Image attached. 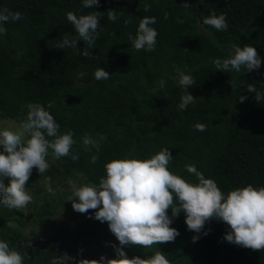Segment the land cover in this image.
<instances>
[{"label": "trees", "instance_id": "16d2710c", "mask_svg": "<svg viewBox=\"0 0 264 264\" xmlns=\"http://www.w3.org/2000/svg\"><path fill=\"white\" fill-rule=\"evenodd\" d=\"M82 2L0 0V9L23 14L20 20L7 22L6 34L0 36V118L18 124L27 113V104L40 103L60 125L61 134L75 133L71 152L79 153L77 161L71 155L59 160L49 155L50 169L42 176L33 168L27 182H32L37 199L27 211L0 205V240L15 249L20 240L30 241L43 233L37 226L71 204H65L71 195L69 178L98 184L105 175V163L148 159L162 148L169 149L173 157L169 171L186 181L198 182L184 169L185 164H194L225 194L249 184L264 187V101L256 102L254 93L247 92L249 84L264 91V0H99V7L94 8H83ZM111 9L124 15L109 21L106 12ZM69 11L78 16L105 13L89 57L80 52L86 47L83 41H77V49L55 47L65 34L75 35L66 19ZM211 13L226 15L227 31L203 26V18ZM128 16L133 22L125 26ZM145 16L156 18L151 25L158 32L153 52L135 50L128 39L129 33L135 37L139 19ZM232 44L255 47L260 68L242 73L217 71L213 60L227 58ZM98 67L111 78L97 81L94 72ZM177 68L196 80L188 91L198 99L183 111L177 109L183 94L174 79ZM231 78L237 82L234 90L228 83ZM162 79L166 82L163 89L158 84ZM240 96L247 99L240 103ZM196 123L207 125L206 131L195 130ZM85 133L107 136L96 164L90 163L94 150L85 152L81 147ZM46 176L52 179L55 195L46 191ZM4 182L7 186L8 180ZM58 187L63 190L58 192ZM95 211L70 214L82 219L71 230H48L66 236L83 250L78 255L80 250L65 243L63 254L77 261L116 258L111 244L119 246V242L107 222L89 218ZM171 227L179 232L174 242L147 249L125 247L127 257L146 259L159 250L172 264H264V250L225 241L228 226L222 222L206 223L202 232L208 234H201L195 243L196 233L188 230L183 213ZM26 256L24 264H51L53 259L50 250Z\"/></svg>", "mask_w": 264, "mask_h": 264}, {"label": "clouds", "instance_id": "9594fccd", "mask_svg": "<svg viewBox=\"0 0 264 264\" xmlns=\"http://www.w3.org/2000/svg\"><path fill=\"white\" fill-rule=\"evenodd\" d=\"M83 8L99 7V0H83ZM183 7L189 8L188 4ZM144 11H148L147 8ZM105 13L92 11L85 15L67 12L66 19L71 24L75 35L65 34L55 47L77 49V41H83L86 47L80 50L85 57L92 55L93 49L99 38L100 19ZM109 21L115 22L118 15L115 9L106 12ZM20 11H10L8 8L0 9V36L6 34L4 25L9 21L22 19ZM169 14L165 12L164 18ZM133 18L123 21L127 26ZM183 23V21H178ZM156 23L155 17L145 16L139 19L135 37L131 33L128 39L135 50L153 52L156 49L158 32L151 27ZM203 26L215 28L218 32L227 31V17L224 14L204 17ZM187 52V49H183ZM213 64L221 72H252L261 66V58L253 46L245 45L243 48L232 44L225 59H214ZM179 88L183 90L179 111L186 110L198 98L193 97L188 89L196 84L191 74L184 70L176 69ZM79 75H83L82 73ZM97 81L111 78L108 72L98 67L94 72ZM228 83L234 90L237 86L235 79ZM159 87H165V80L158 82ZM247 92L254 93L256 102L264 101V91L258 90L255 85H247ZM202 99V98H201ZM247 97L240 96L239 102L243 103ZM27 113L15 125L0 129V205L8 210H23L33 202V196L25 187L33 168L42 176L50 169L47 161L49 155L54 160L71 155L73 161L79 159V153H72L76 144L75 133L67 130L60 133V125L56 123L53 115L40 103L26 105ZM195 130L206 131L207 125L196 123ZM155 134V133H153ZM107 136L96 133L95 136L85 133L81 138V147L85 152H93L90 163L96 164L99 160L101 147L106 142ZM173 157L169 149L162 148L148 159H113L103 165L105 175L99 178L98 184L78 185L69 178L67 184L71 195L72 208L77 213H86L96 210L95 220L107 222L109 231L119 242V246L111 244L114 249L115 259L101 256L99 261L79 259L64 253L53 256L51 264H172L168 256L157 250L150 258L141 259L136 256L131 259L123 250L125 247L140 246L145 249L154 245L174 242L179 232L171 227L174 220L181 213L185 215V223L189 231L196 233L192 237L195 243L200 235H207L202 230L206 223L216 220L228 226V231L223 237L225 241L253 251L264 250V187L254 188L251 184L228 191H221L217 183L210 178H205L194 164H185L184 169L195 176L196 183L186 181L179 175L169 171L168 165ZM5 179L8 180L7 186ZM45 188L49 194L55 195L52 179L45 178ZM169 210L171 215H169ZM50 232V231H48ZM82 249L79 254H82ZM39 254V253H38ZM36 254V255H38ZM26 254H21L9 243L0 240V264H24ZM72 263V262H71Z\"/></svg>", "mask_w": 264, "mask_h": 264}, {"label": "rangeland", "instance_id": "374dc122", "mask_svg": "<svg viewBox=\"0 0 264 264\" xmlns=\"http://www.w3.org/2000/svg\"><path fill=\"white\" fill-rule=\"evenodd\" d=\"M5 127H10L14 130L15 125L12 123V121L0 118V129L5 128ZM41 182L44 183V181H41ZM76 183L78 185L84 184L82 181L81 182L76 181ZM31 184H32V182H30V184L28 182H26L25 187L27 188L29 193L33 196V200H36L37 197L34 195L35 194L34 193V191H35L34 186ZM62 190L63 189L61 187L57 188L58 192H60ZM66 203H71V202L65 201V204ZM29 205L27 207H29ZM27 207L25 208V211H27ZM74 212L75 211L73 210L72 205L66 204V205H64L62 210L59 211V214L50 218V220H48V221H42L40 223L39 227L37 226V230L44 231L43 233H46L48 230L53 229V228H65L67 230H71L75 225L79 224L80 221L82 220L80 217H77L76 215H73L72 217H70V214H72ZM85 217H86V215H85Z\"/></svg>", "mask_w": 264, "mask_h": 264}, {"label": "flooded vegetation", "instance_id": "af4514ba", "mask_svg": "<svg viewBox=\"0 0 264 264\" xmlns=\"http://www.w3.org/2000/svg\"><path fill=\"white\" fill-rule=\"evenodd\" d=\"M65 243H70L74 246L73 242L69 240L66 236L60 235L57 232H46L37 234L32 239L29 240H20V253H25L30 257L33 254H36L43 250H50L53 253V256H60L59 249L60 247L63 250V245ZM76 251H79V247H75ZM67 264H72L71 262H67Z\"/></svg>", "mask_w": 264, "mask_h": 264}, {"label": "water", "instance_id": "95a60500", "mask_svg": "<svg viewBox=\"0 0 264 264\" xmlns=\"http://www.w3.org/2000/svg\"><path fill=\"white\" fill-rule=\"evenodd\" d=\"M15 249H16V251H19L20 252V242L17 244V246H16ZM36 254H38V250H37ZM59 254H60V256L63 255V251H62V248L61 247L59 249Z\"/></svg>", "mask_w": 264, "mask_h": 264}]
</instances>
